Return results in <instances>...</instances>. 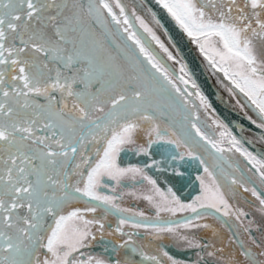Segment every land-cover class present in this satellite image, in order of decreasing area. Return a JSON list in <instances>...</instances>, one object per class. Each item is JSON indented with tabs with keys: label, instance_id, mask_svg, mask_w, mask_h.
<instances>
[{
	"label": "snow or ice",
	"instance_id": "obj_1",
	"mask_svg": "<svg viewBox=\"0 0 264 264\" xmlns=\"http://www.w3.org/2000/svg\"><path fill=\"white\" fill-rule=\"evenodd\" d=\"M155 4L256 132L221 116L147 4L0 0V264H264V0ZM216 214L238 225L219 245Z\"/></svg>",
	"mask_w": 264,
	"mask_h": 264
},
{
	"label": "flooded vegetation",
	"instance_id": "obj_2",
	"mask_svg": "<svg viewBox=\"0 0 264 264\" xmlns=\"http://www.w3.org/2000/svg\"><path fill=\"white\" fill-rule=\"evenodd\" d=\"M124 2L129 7H133V6L137 7L138 11H141L142 14L147 16V14L142 11V8L136 3L135 0H124ZM220 89L223 91L222 88H220ZM225 95L227 96V93H225ZM241 100H242V102H244L242 97H241ZM249 138L251 139V137H249ZM157 158H159V157L157 156ZM121 159L124 162V164H129V163H131V164H143L144 161L148 158H146L142 155L136 154L133 151L129 150L126 153H122ZM150 174H152L154 177L158 178V182L161 183L162 187L164 186L165 182H167V179H168L167 175L160 173L158 170H155V169L150 170ZM199 174H201V170L197 168L195 163H193V165L189 169L190 183L188 184V186L186 188H184L183 190H181L177 193L178 195L181 196L182 200H185V202H189L196 195L200 194L201 190H200V186H199V181L196 179V177ZM169 175H170V172H169ZM240 200L242 202L243 197H241ZM235 202L236 201H234V203ZM80 206H83V202H81ZM121 206L122 207H129V208H136L139 210H144L149 215H154L153 210L150 208V206L145 201L125 197L124 200L121 202ZM185 215H188V214L187 213L178 214V216H180L181 219ZM257 219H259V217H257ZM225 221H227L229 224H231L234 229H238V225L235 223L234 220H231L229 218H221V217H219V214L209 215L205 218V221H204L207 223H211L217 229L218 237L215 239L214 242H216L218 245H219L220 240H223L226 243L227 238L230 235L227 228L224 227ZM117 222H118L117 217L115 215L109 214L107 216L106 228L109 225L112 228H115ZM198 235L202 236V237H207L208 239H212L211 233L208 232L207 230H201L198 233ZM257 235H260V234L257 233ZM108 239H113V237H108ZM115 239H119V237L117 236V237H115ZM241 239H246V237L241 235ZM169 247H171V245H169ZM172 250L175 254H179L181 256L185 255V253H183V252H177V250L174 248ZM87 251H89L91 254H94V255L104 254L102 244L99 242V238H98V241L94 242L92 247L90 249H88ZM227 251H235V246H233L231 249L226 250V254H227ZM186 255L188 258H192L193 254L191 251H189L186 253Z\"/></svg>",
	"mask_w": 264,
	"mask_h": 264
},
{
	"label": "water",
	"instance_id": "obj_3",
	"mask_svg": "<svg viewBox=\"0 0 264 264\" xmlns=\"http://www.w3.org/2000/svg\"><path fill=\"white\" fill-rule=\"evenodd\" d=\"M135 1L140 7L143 4H147L148 6L152 7L153 11H156L165 22L166 26L169 28L170 34H172L173 38L181 47L182 52L185 54V58L189 61L190 66H192L202 86L209 93L210 99L213 100V103L217 107V110L220 112L221 116L225 120L235 124L243 123L246 128L251 127L253 132H256L255 126H251L237 108L233 107L231 103L226 102L229 100V98L223 93L216 81L213 79L210 71L207 69L199 53L196 51L195 46L190 44L187 39L182 36L179 30L175 27L174 22L171 21V18L168 17L167 14L155 4V0ZM220 97H223L224 99L222 100ZM256 150L261 151V148L258 144L256 145Z\"/></svg>",
	"mask_w": 264,
	"mask_h": 264
},
{
	"label": "rangeland",
	"instance_id": "obj_4",
	"mask_svg": "<svg viewBox=\"0 0 264 264\" xmlns=\"http://www.w3.org/2000/svg\"><path fill=\"white\" fill-rule=\"evenodd\" d=\"M211 73V72H210ZM213 77V76H212ZM213 79L216 81L215 77H213ZM217 83V82H216ZM218 84V83H217ZM219 86V85H218ZM220 88V87H219ZM224 93V92H223ZM225 94V93H224ZM251 114V113H250Z\"/></svg>",
	"mask_w": 264,
	"mask_h": 264
}]
</instances>
